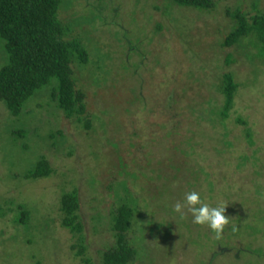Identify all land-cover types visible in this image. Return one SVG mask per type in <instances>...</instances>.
Returning a JSON list of instances; mask_svg holds the SVG:
<instances>
[{
  "label": "rangeland",
  "instance_id": "1",
  "mask_svg": "<svg viewBox=\"0 0 264 264\" xmlns=\"http://www.w3.org/2000/svg\"><path fill=\"white\" fill-rule=\"evenodd\" d=\"M165 2L63 1L69 33L90 52L86 64L74 63L90 128L65 116L52 84L19 116L0 101V264H85L75 255L79 235L83 256L103 264L116 240L112 210L123 199L135 207L127 234L139 250L129 264H264V57L221 45L233 24L228 8L252 11L254 0H220L211 12L166 11ZM6 62L0 38V68ZM226 71L240 85L223 124L208 113L224 102L217 84ZM20 128L27 134L16 137ZM43 155L54 172L26 178ZM74 189L80 233L62 225L61 195ZM190 191L225 205L219 238L193 222L187 205L176 212ZM19 203L26 222L17 220Z\"/></svg>",
  "mask_w": 264,
  "mask_h": 264
},
{
  "label": "trees",
  "instance_id": "2",
  "mask_svg": "<svg viewBox=\"0 0 264 264\" xmlns=\"http://www.w3.org/2000/svg\"><path fill=\"white\" fill-rule=\"evenodd\" d=\"M69 0H0V38L3 40L7 62L0 68V101L5 102L12 115L19 116L26 101L40 88L52 84L51 99L63 110L67 118H77L86 128H90L92 120L87 110L85 93L77 88L74 77V63L86 64L90 52L86 43L80 37L69 33L67 23L61 17V5ZM164 10L171 7H189L200 11L211 12L216 9L220 0H165ZM259 0H254L252 11L234 10L228 8V14L233 24L224 35L221 45L245 46L243 52L263 61L264 57V9L258 8ZM254 49V50H253ZM236 60L229 53L227 63ZM232 71L220 74L217 88L224 95L222 104L210 105L215 107L214 115L210 109L209 120L224 124L229 118L236 99L235 95L240 82L235 80ZM208 108H210L208 106ZM206 108V110L208 109ZM204 110V108H202ZM237 120L245 122L241 117ZM246 134H252L246 128ZM61 132V131H59ZM16 137L27 134V129H13ZM54 137V133H50ZM25 147L26 142L23 141ZM54 172L46 155L41 156L35 166L24 176L38 178L50 176ZM113 181L109 188L114 189ZM118 190V188H117ZM129 200V199H128ZM126 199L117 201L113 207V225L115 243L103 252V264H129L138 254V246L128 237L135 216L133 203ZM19 208L24 209L23 216L18 221L26 222L29 210L23 203ZM80 206L77 189L66 191L61 195L63 212L62 225L70 228L73 233L83 229L77 210ZM80 248L75 255H82L85 264L91 263L90 257H84L85 245L80 240Z\"/></svg>",
  "mask_w": 264,
  "mask_h": 264
},
{
  "label": "clouds",
  "instance_id": "3",
  "mask_svg": "<svg viewBox=\"0 0 264 264\" xmlns=\"http://www.w3.org/2000/svg\"><path fill=\"white\" fill-rule=\"evenodd\" d=\"M188 206V210L193 214V222L196 224H206L214 231L217 238L222 234L224 227L229 223V218L225 213V205L220 204L211 206L204 203L201 196L196 191H190L185 194L183 204H175L176 212L183 216L182 207ZM198 205V206H197ZM235 230V228H233Z\"/></svg>",
  "mask_w": 264,
  "mask_h": 264
}]
</instances>
